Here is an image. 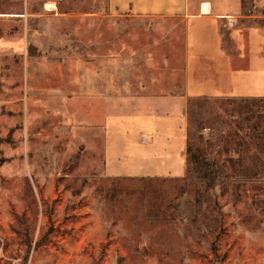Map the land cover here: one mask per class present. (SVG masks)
Instances as JSON below:
<instances>
[{
    "label": "rangeland",
    "instance_id": "1",
    "mask_svg": "<svg viewBox=\"0 0 264 264\" xmlns=\"http://www.w3.org/2000/svg\"><path fill=\"white\" fill-rule=\"evenodd\" d=\"M232 16L264 36V7ZM185 34L179 16L133 19L108 0H0V264H264V92L187 95L232 68L194 59L189 76ZM224 47L241 57L232 67L250 66L228 36ZM112 82L166 101L119 99L116 111ZM95 93L122 130L142 120L135 140L150 131L159 162L178 144L184 172L106 176L103 138L73 129ZM188 132L221 168L213 188L186 155Z\"/></svg>",
    "mask_w": 264,
    "mask_h": 264
},
{
    "label": "crops",
    "instance_id": "2",
    "mask_svg": "<svg viewBox=\"0 0 264 264\" xmlns=\"http://www.w3.org/2000/svg\"><path fill=\"white\" fill-rule=\"evenodd\" d=\"M249 2L253 3L255 7H264V0H108L112 9L133 19L168 16H179L182 18L186 23V71L189 76V64L194 59H196V63L203 62L205 64L206 60L219 56L220 66L225 64L227 68H232L227 69L226 73L228 76L231 75V80L229 81L227 76L224 84L221 80H214L213 89L204 86L206 81L194 83L190 80L191 83L186 86L187 95L197 94L194 93L196 91L209 95H259L264 92L263 30L260 28L241 29L235 25L236 18L232 16L242 7V4ZM227 15L232 17L233 24L230 25L224 18ZM190 28L196 33L195 42L190 40ZM226 36L236 45L237 50H239L238 53L242 52V58L245 62L248 61L247 63L252 65L238 67V64L236 65L237 67H232V62L235 59L240 60L241 57L232 55L224 47ZM255 48L261 52L259 67L262 71L260 73V82L257 83L250 79L254 75L250 67H257V64L251 59ZM201 53H207L210 56L198 57ZM239 55L241 56V54ZM228 70L231 71L229 72ZM202 71L204 72L205 69ZM117 86L115 82H112V91L109 98L112 103L114 101L116 111L119 99H126L124 103H131L129 99H133L134 104H161L166 101V95L164 94L152 96L142 92L136 94L123 93L120 96ZM235 86L238 88L234 89ZM256 86H259L260 89L257 90ZM113 89L116 91H113ZM79 99L85 103L88 99L87 94L82 93ZM89 99L94 102V108L89 109L87 115L84 116V120L78 122L79 125L75 124L73 129H78L79 132H82L81 134L87 135L91 140L97 139L99 136L103 138L102 169L106 176H144L163 171H172L176 175H181L184 172L183 152H175L178 144H175V142L169 144L172 155L169 159H163L162 163L159 162L156 155L163 154L158 151L160 150L159 146L148 143L153 136L150 131H145L141 138L142 143L146 144L137 143L135 140V136L139 131L137 126L143 127L141 119L137 120L132 126H127L128 129L122 130L118 113L115 111V113L111 112L108 114L104 111L102 106L104 98L101 93L89 95ZM105 99L108 98L106 97ZM174 158L178 161L177 163Z\"/></svg>",
    "mask_w": 264,
    "mask_h": 264
},
{
    "label": "trees",
    "instance_id": "3",
    "mask_svg": "<svg viewBox=\"0 0 264 264\" xmlns=\"http://www.w3.org/2000/svg\"><path fill=\"white\" fill-rule=\"evenodd\" d=\"M198 152V148L195 145L191 133L188 132L186 139V155L193 158V161L199 168L205 185L208 188H213L217 179L220 177L221 168Z\"/></svg>",
    "mask_w": 264,
    "mask_h": 264
},
{
    "label": "built area",
    "instance_id": "4",
    "mask_svg": "<svg viewBox=\"0 0 264 264\" xmlns=\"http://www.w3.org/2000/svg\"><path fill=\"white\" fill-rule=\"evenodd\" d=\"M224 18L227 20V22H228L230 25L233 24V19H232L231 16L227 15V16H225Z\"/></svg>",
    "mask_w": 264,
    "mask_h": 264
},
{
    "label": "bare ground",
    "instance_id": "5",
    "mask_svg": "<svg viewBox=\"0 0 264 264\" xmlns=\"http://www.w3.org/2000/svg\"><path fill=\"white\" fill-rule=\"evenodd\" d=\"M49 6V5H48Z\"/></svg>",
    "mask_w": 264,
    "mask_h": 264
}]
</instances>
